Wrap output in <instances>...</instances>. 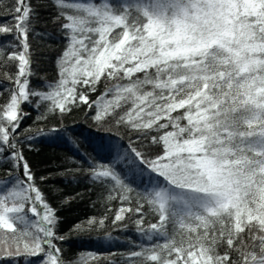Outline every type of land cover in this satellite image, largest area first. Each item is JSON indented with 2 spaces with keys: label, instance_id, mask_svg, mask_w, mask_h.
<instances>
[{
  "label": "snow or ice",
  "instance_id": "6c2138e0",
  "mask_svg": "<svg viewBox=\"0 0 264 264\" xmlns=\"http://www.w3.org/2000/svg\"><path fill=\"white\" fill-rule=\"evenodd\" d=\"M54 3L57 19L67 21L61 28L68 44L52 91L29 88L34 10L27 0H16L15 29L0 26V34H12L22 45L7 55L18 71L8 77L14 85L9 101L0 105V159L10 165V179L0 190V230L16 242L7 254L63 264L54 210L16 144L26 115L21 105L39 97L61 113L77 104L95 107L96 121L130 105L117 124L141 133L139 138L165 130L150 137L162 154L150 157L117 137L107 146L108 160L90 166L91 179L101 183L123 185L121 174L127 173L117 163L122 159L133 175L139 170L158 181L145 192L159 220L141 231L147 240H165L131 252L132 264H264V0ZM102 77L127 83L114 84L96 101L77 93L78 85L94 92ZM178 110L182 115L173 116ZM125 211L133 209H120Z\"/></svg>",
  "mask_w": 264,
  "mask_h": 264
},
{
  "label": "trees",
  "instance_id": "16d2710c",
  "mask_svg": "<svg viewBox=\"0 0 264 264\" xmlns=\"http://www.w3.org/2000/svg\"><path fill=\"white\" fill-rule=\"evenodd\" d=\"M99 2L96 0L97 4ZM27 3L34 10V14L30 13L31 30L28 35L32 73L29 88L47 93L60 79L59 58L68 44L61 25L67 21L63 17L57 19L59 10L54 0H27ZM15 6L16 0H0V26L15 29ZM0 46L3 53L0 59V105H4L14 87L8 77L14 78L18 71L17 62L7 60V55L12 51L20 52L22 45L12 34H0ZM116 83L127 81L102 77L94 92L79 85L76 91L78 94L85 91L91 102ZM30 99V103L21 105L26 115L17 129L20 135L16 144L29 164L36 187L54 210L57 218L54 231L57 236L63 237L55 241L61 249L63 264H132L129 258L131 252L156 243L163 244L165 237L153 236L152 240H147L141 231V228L147 230L149 225L159 220L157 206L149 202L150 196L145 192V189L151 192L150 185H155L157 179L153 177L150 180L147 172L141 177L139 170L133 175L122 159L117 163L127 173L126 177L121 174L123 185L117 186L112 181L101 183L91 179L90 166L108 160L107 146L117 137L122 145L135 147L150 157L162 154L161 146L151 143L150 137L162 135L165 130L152 131L139 138L141 133L125 124H117L118 116L130 105H125L102 121H96L93 119L95 107L77 104L71 106L70 112L61 113L58 109L49 110L51 101H43L39 97ZM182 113L183 110H178L172 115ZM9 166L8 161L0 159V190L10 179L6 175ZM16 175L22 177V172L17 170ZM122 205L133 211H125L122 214L124 219L115 221ZM141 205V211L137 213L135 209ZM141 219L142 225L138 224ZM17 230H20L19 225ZM166 231L169 236L173 235L175 226L170 222ZM15 243L10 232L0 230V264H41L42 256H9L5 249L11 251L9 246ZM218 251L223 254L224 246H218Z\"/></svg>",
  "mask_w": 264,
  "mask_h": 264
},
{
  "label": "rangeland",
  "instance_id": "374dc122",
  "mask_svg": "<svg viewBox=\"0 0 264 264\" xmlns=\"http://www.w3.org/2000/svg\"><path fill=\"white\" fill-rule=\"evenodd\" d=\"M117 31H119V29H117ZM29 57H30V56H29ZM24 113L26 114V112H24ZM125 207H126V206H124V205L120 206L119 209H118V211H117L118 214L120 213V209H121V208H124V209H125ZM126 212H127V211H126ZM126 212H124V213H120V214H125ZM139 221H140V220H139Z\"/></svg>",
  "mask_w": 264,
  "mask_h": 264
}]
</instances>
